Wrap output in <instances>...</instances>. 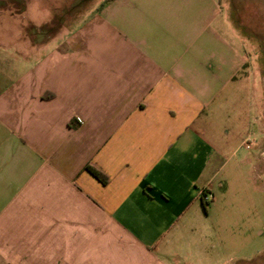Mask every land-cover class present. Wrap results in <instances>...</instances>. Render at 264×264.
<instances>
[{"label":"crops","instance_id":"0c3cea01","mask_svg":"<svg viewBox=\"0 0 264 264\" xmlns=\"http://www.w3.org/2000/svg\"><path fill=\"white\" fill-rule=\"evenodd\" d=\"M106 1L0 0V264H208L183 244L228 199L240 137L264 194V122L230 119L254 90L221 0Z\"/></svg>","mask_w":264,"mask_h":264},{"label":"rangeland","instance_id":"374dc122","mask_svg":"<svg viewBox=\"0 0 264 264\" xmlns=\"http://www.w3.org/2000/svg\"><path fill=\"white\" fill-rule=\"evenodd\" d=\"M103 1L93 0L87 10L96 9ZM221 4V29L244 52L249 76L246 88L254 90L253 97L242 90L243 98L235 97L238 103L231 106L230 119L241 136L245 130L255 128L257 118L264 122V0H221ZM84 6L81 3L79 9ZM254 142L252 137H240L225 146L222 180L226 178L230 183L228 199L218 191L222 205L212 210L209 222L195 224L194 232L183 244L191 252L186 261L197 262L201 252L214 254L208 264H264V194L258 180L253 182L259 155Z\"/></svg>","mask_w":264,"mask_h":264},{"label":"trees","instance_id":"16d2710c","mask_svg":"<svg viewBox=\"0 0 264 264\" xmlns=\"http://www.w3.org/2000/svg\"><path fill=\"white\" fill-rule=\"evenodd\" d=\"M111 1H113V0H108V1L105 2V4H107V3L111 2ZM103 6H104V5H102L100 8H103ZM87 170H88V171H89V172H90V173H91L96 179H98L100 182H102L103 184H106V178H105L101 173H99L97 170H95V169L92 168V167H87ZM207 194H208L207 191H204V192H202V194H201V198H202V202H203L204 206L209 204V201L205 200V199L208 197Z\"/></svg>","mask_w":264,"mask_h":264},{"label":"built area","instance_id":"2783aa9c","mask_svg":"<svg viewBox=\"0 0 264 264\" xmlns=\"http://www.w3.org/2000/svg\"><path fill=\"white\" fill-rule=\"evenodd\" d=\"M207 199V198H206Z\"/></svg>","mask_w":264,"mask_h":264}]
</instances>
